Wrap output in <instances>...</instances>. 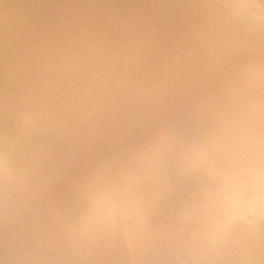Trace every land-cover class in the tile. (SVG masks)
Listing matches in <instances>:
<instances>
[{
    "label": "bare ground",
    "instance_id": "1",
    "mask_svg": "<svg viewBox=\"0 0 264 264\" xmlns=\"http://www.w3.org/2000/svg\"><path fill=\"white\" fill-rule=\"evenodd\" d=\"M248 134L264 158V0H0V264H264L226 173ZM68 181L139 238L224 185L133 263Z\"/></svg>",
    "mask_w": 264,
    "mask_h": 264
},
{
    "label": "rangeland",
    "instance_id": "2",
    "mask_svg": "<svg viewBox=\"0 0 264 264\" xmlns=\"http://www.w3.org/2000/svg\"><path fill=\"white\" fill-rule=\"evenodd\" d=\"M216 109H221L223 113V101H217L214 105ZM238 133L245 134V128L241 121H236L233 123ZM249 140L252 142L251 149L245 152L244 156L238 161L229 164L227 168L228 177L236 176L238 179L236 181L235 190L237 191L238 197L241 203L246 207L247 213H251L248 216L249 224L256 227L258 230L253 231L252 241L250 242L251 256H256L255 251H259V255L264 257V172L260 171L261 165L264 162L262 158V152L260 150V144H258L252 137L251 134L247 135ZM228 134L223 137L222 145H225L229 141ZM259 154V155H257ZM257 155V156H256ZM255 172V174L253 173ZM250 175L254 178V188H248L247 183ZM248 178L246 181L241 182ZM76 182V183H75ZM67 182V188L74 194L79 200L86 203L96 216H98L102 222L105 224L108 232L111 244L115 247L119 259L122 257L130 258V261L136 263V261L141 260L143 256L142 250L151 246L156 242V239L163 233H166L173 223L175 224L177 220L181 219L189 212L197 209L199 206L204 205L212 201L217 197L223 185L218 184L214 189L204 188L201 192V198L194 205H190L184 211H178L174 204V199L170 198L165 202L156 201L158 205L154 211L153 216L165 219L160 226H157L153 231L148 232L145 238H139L136 235L135 224L131 219H119L113 220L111 216L114 214L109 209L110 204L114 201L118 203L121 199L116 198L113 200H102L101 190L103 186L101 184L97 185H84L80 184L78 181ZM69 183V184H68ZM207 186V185H206ZM90 187V188H86ZM154 203V204H155ZM254 215V216H253ZM155 219L151 223H155ZM167 230V231H166ZM165 231V232H164ZM256 231V234L254 232ZM249 232V231H248Z\"/></svg>",
    "mask_w": 264,
    "mask_h": 264
}]
</instances>
